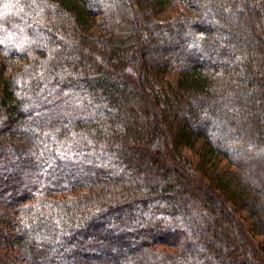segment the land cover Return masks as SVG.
Listing matches in <instances>:
<instances>
[{"label":"trees","instance_id":"trees-1","mask_svg":"<svg viewBox=\"0 0 264 264\" xmlns=\"http://www.w3.org/2000/svg\"><path fill=\"white\" fill-rule=\"evenodd\" d=\"M168 1L0 0V264H259L264 0Z\"/></svg>","mask_w":264,"mask_h":264},{"label":"rangeland","instance_id":"rangeland-1","mask_svg":"<svg viewBox=\"0 0 264 264\" xmlns=\"http://www.w3.org/2000/svg\"><path fill=\"white\" fill-rule=\"evenodd\" d=\"M177 9L176 8V3H174V0H169L165 5L164 7L162 8L161 12H160V17L161 18H165V17H168L169 15H171L172 13H174ZM97 28V27H96ZM98 29L102 30V28L98 27ZM7 55L3 52L2 49H0V63L5 59ZM15 71V69L13 68H9L8 69V73L9 72H13ZM258 231V230H256ZM258 233L256 238L257 239H262V241L264 240V235L262 234H259V232H256ZM261 241V242H262ZM254 244L256 245L254 247V252L257 253L259 255L258 257V263L259 264H264V245H262L259 240H256V242H254Z\"/></svg>","mask_w":264,"mask_h":264}]
</instances>
